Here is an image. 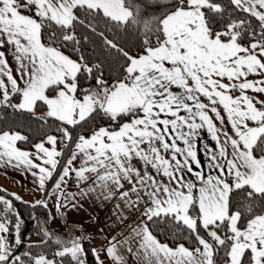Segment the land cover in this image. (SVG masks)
I'll list each match as a JSON object with an SVG mask.
<instances>
[{"label": "snow or ice", "instance_id": "snow-or-ice-1", "mask_svg": "<svg viewBox=\"0 0 264 264\" xmlns=\"http://www.w3.org/2000/svg\"><path fill=\"white\" fill-rule=\"evenodd\" d=\"M0 164V264H264V0H0Z\"/></svg>", "mask_w": 264, "mask_h": 264}, {"label": "crops", "instance_id": "crops-1", "mask_svg": "<svg viewBox=\"0 0 264 264\" xmlns=\"http://www.w3.org/2000/svg\"><path fill=\"white\" fill-rule=\"evenodd\" d=\"M32 181V176L25 173L23 169L11 166L5 167L0 164V186L11 192H16L22 197V199L30 202H32L33 199H38L41 195V193L35 190ZM30 195L36 196V198L31 199L29 198ZM110 207V205L106 207L93 205L91 201H89L78 211L70 212L68 214V219L69 221H79L81 225L79 229L80 233L85 237L93 235V239L91 241L95 248H99L101 243L105 240V234L102 232H95L94 230L107 224ZM49 226L51 228H55L53 224H49ZM66 231H75V229H66ZM107 231L108 229L105 228L104 232ZM101 258H104L103 253H101ZM105 264H108L107 260H105Z\"/></svg>", "mask_w": 264, "mask_h": 264}, {"label": "trees", "instance_id": "trees-1", "mask_svg": "<svg viewBox=\"0 0 264 264\" xmlns=\"http://www.w3.org/2000/svg\"><path fill=\"white\" fill-rule=\"evenodd\" d=\"M32 128L35 129L36 126L32 125ZM25 134H29V132H26ZM31 135H33L36 139L40 138L39 135L35 131H32ZM21 146H24V145H21ZM11 193L12 192H10V191H8V190H6L0 186V195H5L7 198L12 199L14 207L21 214V217H22L21 232L23 235V239L25 241H27V238L29 237V233L37 234L38 237L40 238V240L43 239V237L41 235H39V233H38L37 222H36V220L33 219L32 213H33V211H35L36 215L41 220H43L45 218V210L40 206L33 208L31 202L24 200V199L17 200L15 197H12L10 195ZM48 224H49V221H48ZM169 239H171V237H169ZM85 250H86V264H96L94 256H92V257H91V255H90V257L87 256V255H89L88 252L91 250H89V249L87 250V248H85Z\"/></svg>", "mask_w": 264, "mask_h": 264}, {"label": "rangeland", "instance_id": "rangeland-1", "mask_svg": "<svg viewBox=\"0 0 264 264\" xmlns=\"http://www.w3.org/2000/svg\"><path fill=\"white\" fill-rule=\"evenodd\" d=\"M2 187V186H1ZM2 188H4V187H2ZM5 189V188H4ZM6 190H8V189H6ZM9 191V190H8ZM11 192V191H10ZM20 196V195H19ZM21 197V196H20ZM29 198H31V199H33V198H36V196H33V195H30V197ZM37 199V198H36ZM33 200H35V199H33ZM30 202V201H29ZM52 212H53V214H55V210L54 209H52ZM49 224H53L54 225V229H57V228H59V229H61V231H66V229H64V221H63V219H61V218H59V217H57L54 221L53 220H50L49 221ZM50 227V226H49ZM51 228V227H50ZM28 240H32V241H38V240H40V238L38 237V235L37 234H31V235H29V237L27 238V241ZM84 247L85 248H87V250L89 249V250H91L92 248H94V244L92 243V241L90 240H87V239H85V241H84ZM88 254L89 255H87L88 257H90V255H91V257L92 256H94V254L92 253V251H89L88 252Z\"/></svg>", "mask_w": 264, "mask_h": 264}]
</instances>
